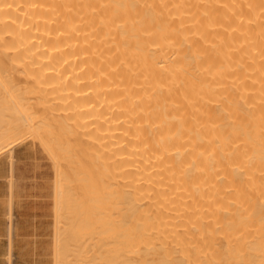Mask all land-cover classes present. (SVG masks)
Instances as JSON below:
<instances>
[{"label": "bare ground", "instance_id": "6f19581e", "mask_svg": "<svg viewBox=\"0 0 264 264\" xmlns=\"http://www.w3.org/2000/svg\"><path fill=\"white\" fill-rule=\"evenodd\" d=\"M27 136L53 264H264V0H0V156Z\"/></svg>", "mask_w": 264, "mask_h": 264}, {"label": "rangeland", "instance_id": "374dc122", "mask_svg": "<svg viewBox=\"0 0 264 264\" xmlns=\"http://www.w3.org/2000/svg\"><path fill=\"white\" fill-rule=\"evenodd\" d=\"M26 139L0 156V264H53V164L37 142Z\"/></svg>", "mask_w": 264, "mask_h": 264}]
</instances>
